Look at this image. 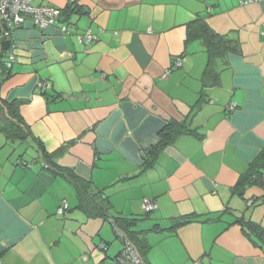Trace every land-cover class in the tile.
Segmentation results:
<instances>
[{"label":"crops","instance_id":"crops-1","mask_svg":"<svg viewBox=\"0 0 264 264\" xmlns=\"http://www.w3.org/2000/svg\"><path fill=\"white\" fill-rule=\"evenodd\" d=\"M242 1L33 0L84 14L0 26V264H121L116 218L145 264H264V0ZM88 31L97 41L78 43ZM13 103L26 140L3 130ZM170 123L184 133L145 169Z\"/></svg>","mask_w":264,"mask_h":264},{"label":"trees","instance_id":"trees-1","mask_svg":"<svg viewBox=\"0 0 264 264\" xmlns=\"http://www.w3.org/2000/svg\"><path fill=\"white\" fill-rule=\"evenodd\" d=\"M73 14L83 15L84 12H83V9L79 8L77 5L71 4L63 11L62 17H66V21H68V19H70ZM2 27L4 26L1 25V28ZM206 32H207L206 34L207 40L209 42L210 47L213 50L215 49V51L219 50V47L217 48H214V47L217 44H222L223 42L216 35H213V34L211 35L208 33V31ZM2 66L3 67L1 68V73L4 76V78H7L10 75L9 73L10 69H5V65H2ZM4 110H5V114L7 118L5 121V125L3 126V130L7 133L9 138L13 140L14 139L26 140L27 139L26 137L29 134H28V130L25 129V127L23 126V123H22V120L19 114V104L13 103V104L6 105ZM182 130H183L182 127L180 125H177L176 123H170L167 127H165V129L161 132V136L163 137V140L161 141L160 145L149 149L147 152H145V154H143V160H144L143 167L145 169L150 168L153 165L155 158L157 157L159 152H161V150H163V148H165L167 144H169V142L166 139L171 140L173 139V137L178 136L181 133H184V131ZM44 158L47 164L49 163V164H52L53 166H56L54 162H52V159L50 158L48 154H44ZM56 170H57V173L71 179L73 184L78 187L80 195L82 197L81 198L82 208L89 210L91 214L95 217H106L107 207L99 203V200H97V196H99V194L97 192L91 191L90 185L78 179L77 177H74L66 169L64 170V169L57 167ZM148 214H151V213H148ZM148 214H145V215H148ZM189 221H191V219L187 218L183 222L179 223V225L184 224ZM112 222L114 225L116 237L119 240H121L123 244L126 241L130 242L135 248V250L137 251V253L139 254L142 260V264H145L144 257L140 250V247H135V245L132 243V240L129 238V232L127 231V228L131 226V222L129 223L126 219H122V218L112 219ZM119 233L123 234L122 238L119 236ZM121 255H122V252L120 256Z\"/></svg>","mask_w":264,"mask_h":264},{"label":"built area","instance_id":"built-area-1","mask_svg":"<svg viewBox=\"0 0 264 264\" xmlns=\"http://www.w3.org/2000/svg\"><path fill=\"white\" fill-rule=\"evenodd\" d=\"M257 2V0H243L242 5H249ZM33 0H0V26L6 28H19L26 24L27 21H31L33 25L39 27L40 29H47L48 27L56 24L60 21L63 16V11L54 6H38L35 7L32 5ZM71 29L69 27L64 28L63 32L65 34H70ZM5 37L9 38V33H5ZM76 39L78 43L89 46L97 41V37L91 32L88 31L85 34H77ZM15 62L14 58H10L4 65L5 69H11L13 63ZM183 60L179 58L176 61L175 67L181 68ZM170 70L163 75V79H166ZM49 85L46 82H41L38 85V88L41 91H45ZM143 211L145 213H153L157 210L158 205L154 201L144 199L143 201ZM67 210L66 204H62L58 210V215H64ZM118 232V231H117ZM119 236L122 238L123 234L119 233ZM121 264H142V260L133 247V245L126 241L123 244L122 255L118 259ZM200 264V263H197Z\"/></svg>","mask_w":264,"mask_h":264},{"label":"water","instance_id":"water-1","mask_svg":"<svg viewBox=\"0 0 264 264\" xmlns=\"http://www.w3.org/2000/svg\"><path fill=\"white\" fill-rule=\"evenodd\" d=\"M6 28V27H5ZM6 29H8V28H6ZM2 47H3V49L5 50V51H8L9 49H10V47H11V42L9 41V40H7V41H3L2 43ZM11 71V70H10ZM10 71H9V73H10Z\"/></svg>","mask_w":264,"mask_h":264}]
</instances>
